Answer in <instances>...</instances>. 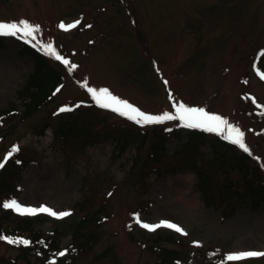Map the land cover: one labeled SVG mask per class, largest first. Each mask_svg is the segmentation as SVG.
<instances>
[{
    "label": "rangeland",
    "instance_id": "obj_1",
    "mask_svg": "<svg viewBox=\"0 0 264 264\" xmlns=\"http://www.w3.org/2000/svg\"><path fill=\"white\" fill-rule=\"evenodd\" d=\"M20 20L40 27L0 36V109L20 111L0 127V221L15 228L38 216L32 224L56 230L58 246L22 255L0 239V264H264L226 259L264 252L263 194L249 181L264 185V0H0V21ZM24 40L60 73L48 90L62 83L28 116L37 63ZM49 43L68 65L47 54ZM85 84L153 115L203 108L241 129L251 153L226 128L136 124L98 107ZM11 200L71 215L21 214L2 206ZM165 220L184 232L143 227Z\"/></svg>",
    "mask_w": 264,
    "mask_h": 264
},
{
    "label": "snow or ice",
    "instance_id": "obj_2",
    "mask_svg": "<svg viewBox=\"0 0 264 264\" xmlns=\"http://www.w3.org/2000/svg\"><path fill=\"white\" fill-rule=\"evenodd\" d=\"M76 23L65 24L61 23L59 27L65 31L70 30L76 27ZM39 25H33L27 20L20 21H0V36H18L21 35L22 38L33 37L37 30L39 29ZM90 27V26H89ZM47 54L50 56H54L57 61H61L63 64L68 65L69 61L65 59L62 55L56 52V49L52 44L44 45ZM75 68V65H72ZM264 78V75H262ZM165 85H167V81H164ZM85 87L87 85L85 84ZM59 90V89H57ZM87 91L93 97L95 104L103 109H110L118 114L132 120L136 124L139 125H148L155 123H162L164 121H182L183 126L189 128H200L208 132H214L218 134H222L225 132V128L227 129V135H225V139L230 141L232 144L239 146L245 152H251L250 148L245 142L244 136L245 133L239 129L238 127L230 124L225 118L209 113L203 108L190 107L183 103H179L175 108V113L164 112L161 115H153L149 113H145L134 105L130 104L128 101L122 100L121 98L113 95L108 89L101 88L96 89L92 87H87ZM79 105H77L78 107ZM71 108L63 107L60 109L61 112L71 111ZM14 151H18V147H14L12 151L7 154V157H10ZM7 157L5 159H7ZM0 167H3V163H0ZM4 208H14L16 211L21 214L35 215L39 212L48 213L52 216L56 217H67L71 215L70 211L56 212L52 208L48 206H41L39 208L23 206L16 200H11L7 202H3L2 205ZM165 226L168 228H172L177 232L183 233L184 230L179 225L172 223L171 221H161L158 224L150 225L143 224V227L148 228L150 230H155L161 226ZM186 235V233H185ZM0 239L7 240L9 243H23L25 245L31 243L28 240L23 238H18L16 240H12L6 236H0ZM60 255H64V252H61ZM249 257H264V252L260 251H241L236 253H230L227 256L228 261H243Z\"/></svg>",
    "mask_w": 264,
    "mask_h": 264
},
{
    "label": "trees",
    "instance_id": "obj_3",
    "mask_svg": "<svg viewBox=\"0 0 264 264\" xmlns=\"http://www.w3.org/2000/svg\"><path fill=\"white\" fill-rule=\"evenodd\" d=\"M23 47H24L23 52L35 58L37 63V69L30 76L27 87L25 89V92L29 94L30 99L29 100L26 99L25 101V110L23 111V115L28 116L31 113L32 109L36 108L39 104H41V101H43L44 98L52 97L51 96L53 95L52 89H55L54 87L56 84L53 86L52 89L50 88L48 90L47 87L52 79L59 80L60 73L56 72L57 74H54V69L49 65L46 56L43 54V52L40 49L31 46L29 43H25ZM18 114H20V111H18L16 107L0 109V127L2 126V124L8 122ZM251 178L249 179V181L250 180L252 181V183L250 184L251 185L250 191L261 189L259 191V194H263L262 199H264V185L262 184L261 180L258 179L252 180ZM13 221L19 226H16L15 228L9 226L8 228H6L4 227V223L0 221V233L3 234V236L11 238L12 240L23 238L25 240L30 241L31 243L27 245L20 243L21 246H18L21 250L22 255H28L29 253L43 255L47 253V249L49 247L58 246V243L54 240V234L56 233V230H54L52 234L46 236L42 233V231L37 230L34 227V224H32L34 222V218L32 219L16 218ZM23 224L30 225V228L27 229L28 230L27 234H26V230L23 229L21 226ZM75 236L80 237L78 231H76ZM57 250L58 249L52 251L50 257H52V255ZM59 260L61 259L59 258ZM20 262L21 260H19V258L16 257L13 259L11 264H22Z\"/></svg>",
    "mask_w": 264,
    "mask_h": 264
},
{
    "label": "bare ground",
    "instance_id": "obj_4",
    "mask_svg": "<svg viewBox=\"0 0 264 264\" xmlns=\"http://www.w3.org/2000/svg\"><path fill=\"white\" fill-rule=\"evenodd\" d=\"M192 207V206H191Z\"/></svg>",
    "mask_w": 264,
    "mask_h": 264
}]
</instances>
